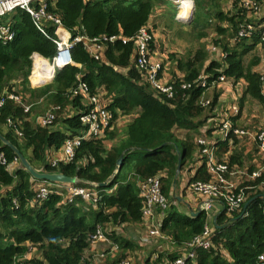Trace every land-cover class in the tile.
Segmentation results:
<instances>
[{
  "label": "trees",
  "instance_id": "obj_1",
  "mask_svg": "<svg viewBox=\"0 0 264 264\" xmlns=\"http://www.w3.org/2000/svg\"><path fill=\"white\" fill-rule=\"evenodd\" d=\"M249 1L250 8L242 0H232L231 13L223 9L227 0H193L192 27L197 30L196 36L202 38L206 36L204 30L213 28L218 35L213 43L221 50L222 61L216 57L209 60L204 46L196 49L191 57L169 55L168 59L182 72L181 76L171 72L170 95L151 89L145 81L144 69L135 65L133 42L141 27L152 29L148 21L158 6L171 5L175 9L168 0H45L46 9L60 19L72 38L78 35L95 38L102 51L95 57L81 41L73 43L70 51L73 63L56 68L50 83L35 88L28 82L31 55L36 52L50 61L54 58V26L48 22L43 24V30L37 28L29 13L20 8L0 17V23L11 24L14 34L12 40L0 41V102L3 99L0 134L38 171L62 172L75 180L64 184L34 178L0 141V154L5 159V163L0 161V264H92L89 235L97 226L103 229L110 220L119 225L142 221L141 182L164 172L162 190L168 197L171 185L176 183L178 152L181 167L193 163L194 152L201 147L195 138L208 119L199 103L204 87L193 82L198 76L205 75L206 85L219 76L244 81L239 109L232 117L233 128L247 97L264 107V78L253 70L264 61L260 32L264 24L256 25L258 20L254 16L256 8L260 10V1ZM248 23L252 24L253 32L238 36L241 26ZM235 37L238 40L231 41ZM258 44L262 54L252 55L245 65L244 55ZM150 47L153 53V42ZM80 83L85 84L88 96L105 91L112 125L118 116H128L130 121L121 131L117 132L114 125L105 130L103 138L81 139L70 161L52 165L50 152L60 150L66 138L83 134L79 115L89 106L84 95L78 92ZM11 91L20 97L19 102L7 97L6 92ZM218 97L217 94L212 97L207 108L214 110ZM40 99L48 109L34 121L29 117L33 104ZM48 112L54 114L52 122L45 125L38 122ZM174 130L185 133L179 139L180 148ZM117 136H120L118 142L109 147L104 145V138ZM228 137L233 139L231 145L237 141L231 131L226 139L216 140L214 145L219 153L227 151ZM120 155L122 159L117 165ZM229 158V168L241 163V156L235 151ZM14 162L18 165L9 169ZM208 178L205 162H201L188 182ZM263 179L264 174L238 184L245 187V200L239 210L223 207L219 211L216 224L221 227L214 225L207 248L194 243L205 229L206 213L200 211L192 216L169 204L159 226L161 236L169 242L163 243L160 251L143 253L140 259L131 258L130 264H172L187 252L192 255L183 264H264ZM69 184L94 186L98 202L80 197L69 201L66 190ZM39 185L47 190L44 196L36 189ZM105 233L116 246L105 257V264L131 257L128 251L142 250L137 242L115 230ZM28 244L36 253L31 257H26Z\"/></svg>",
  "mask_w": 264,
  "mask_h": 264
},
{
  "label": "built area",
  "instance_id": "obj_2",
  "mask_svg": "<svg viewBox=\"0 0 264 264\" xmlns=\"http://www.w3.org/2000/svg\"><path fill=\"white\" fill-rule=\"evenodd\" d=\"M168 1L176 7L177 11L175 18L180 21L188 22L191 14L190 12L193 7V0ZM242 2L245 7L250 8L252 6V3L249 0H242ZM188 6L190 8L189 10ZM15 8H20L29 13L37 28L43 30V24L48 22L51 23L55 28L54 33L56 34V54L54 58L49 61L46 59H41L38 55H35V53L31 56L33 61L32 71L30 72L28 78L35 75V84L31 82L33 85L39 86L47 83V81L52 77V71L55 68L63 67L72 63L70 51L72 44L75 42L81 41L86 50H88L95 57L100 55L102 48L98 45L97 39L87 38L83 35H78L72 38L69 33L67 34V31L62 26L60 19L46 9L45 0H0V17ZM183 9V16H180L179 12L183 11ZM253 30L252 24L248 23L241 26V29L237 34L238 36H247L251 34ZM260 32L261 44L264 45V28L261 29ZM13 36L14 34L11 29V24L8 21L0 23V41L8 42L13 39ZM153 41V34L151 30L149 31L147 27H141L133 38L135 65L139 69H144V79L153 90L170 95L171 86L168 84V82H163L160 77V72L163 70L162 62L156 60L153 56V53L151 52L150 43ZM37 59L44 61V63L46 62L50 69H47L45 64L44 67L37 68ZM223 79L227 80L224 76H219L217 81H223ZM193 82L199 84L202 87L209 86L206 85L204 74L198 76ZM213 83L214 82L211 84ZM78 92L84 95L89 108L79 115V122L83 128V134H80V136L73 135L70 138H66L62 148L60 149L62 151L61 153L63 155L64 162H68L72 159L75 148L79 145L81 139L90 137L103 138L105 130L112 129L114 125L111 123V113L106 109L107 98H102L99 93L94 96H88L84 83H80L78 85ZM6 93L7 97H10L17 102L20 101V97L18 95L12 94V91ZM2 100L3 99H1V102ZM210 100L212 99L203 98V101L200 105L204 109H209L207 107L210 105ZM27 109L28 107H25V111H27ZM238 109L239 107L236 104L231 103L225 112H222V110L215 112L212 109L215 115V117H213V121H215L217 126L215 130H218L222 136H227L230 131L236 137H242L249 134L247 131L237 130L236 128L232 127L230 114L236 115ZM53 118L54 114L48 112L46 117L41 118L40 123L43 125L49 124L52 122ZM202 136H204V138H200L201 136L196 138L197 144L201 146L198 149L197 161L199 165L201 162H205L206 172L209 175V178L207 181L195 180L188 182V190L191 193H194L193 195L196 198L197 203L200 201L198 203V210L204 211L206 216H208V212L211 207V201H217L222 208L225 207L227 210H239L245 200V187H238V185H235L228 179V176H235L238 171L234 168H229L227 162H219L217 160L214 153V145H212V135L205 133ZM249 136L257 142L258 151L262 158L261 162L255 169L248 171V173L240 172V174L245 175L244 180H255L264 174V126L258 129L256 133L249 134ZM52 159L54 160V158ZM0 161L5 163V159L1 154ZM57 162L58 160L55 159L52 162V165H55ZM164 176L165 173L160 172L157 175L147 178L145 181L139 184L140 197L142 198V220L145 223L146 231L148 233L147 235L151 237H161L159 232L160 220L168 207L167 198L162 190L161 178ZM262 183L264 184V179ZM93 187H78L73 186L72 184L66 185L67 199L70 201L73 197H80L83 200L96 203L99 200V196L98 192ZM36 189L39 191V195L41 196H44L47 193V190L43 185H39L36 187ZM157 212L158 215L156 214ZM212 224L214 227V223ZM208 225L209 222L206 221L205 229L202 235L196 237L194 240L195 244L205 248L210 246V241L208 238L213 232V228L210 229ZM108 240L109 239L107 238L105 230L100 226H97L95 232L89 235L90 246L88 251H92V249L98 243L104 241L108 242ZM115 250L116 246L112 244L110 249H108V252L105 254H110ZM103 252L105 251L103 250ZM105 254H103L102 257H104ZM191 255L192 253L187 252L181 258L175 260V262L172 264H183L184 259ZM113 264H130V259L127 258L119 262H114Z\"/></svg>",
  "mask_w": 264,
  "mask_h": 264
},
{
  "label": "rangeland",
  "instance_id": "obj_3",
  "mask_svg": "<svg viewBox=\"0 0 264 264\" xmlns=\"http://www.w3.org/2000/svg\"><path fill=\"white\" fill-rule=\"evenodd\" d=\"M259 1L261 3L260 10L256 8V13L254 15V16H256V18L258 20V23L256 25H258L259 23L264 24V0H259ZM193 7H194L193 15H192L191 21L189 23H186L187 21L184 22V21H180V20H176L177 23H175L174 19H171L172 15H173V7L171 5L158 6L154 15H153V22H155V28L154 29L156 31L155 37H154V33H153V37H154L153 44L156 47V56L154 58L156 60L164 63L163 74L160 75L161 78H166L164 72H168L169 69L173 71L176 68L174 61L168 59V56L171 54L176 56V58L191 57L192 55H194L196 49L200 48L201 46H204V48L208 49L209 55H210L209 51L210 50L212 51V56L210 55L209 60L210 59L212 60L216 57L219 61H222V58H221L222 52L213 43L214 40L216 38H218V35L216 34V32L214 31L213 28L208 27L206 30H204L206 36H204L202 38L196 36L197 30H194L192 27V25L195 22V20H194L195 4ZM160 8H162V9L160 10ZM232 8H233L232 0H227V2L223 4L224 11H230L231 12ZM219 38H221V36H219ZM222 40H223V38H222ZM236 40H238V37H237V39H236V37L231 39V41H236ZM159 42H160V45H159ZM246 43H248V42H246ZM231 44H233V43H231ZM260 45L258 44L255 48H253L252 50H250L249 52H247L244 55V64L245 65H246L248 59L252 55L260 56L262 54V52H261L262 49L260 48L261 47ZM253 70L261 73L263 75V78H264V61H261L258 65L254 66ZM179 74L180 73H178L176 75L178 76ZM217 80L218 79H216V82H214L213 84H210L209 86L204 87L202 98H201L199 103L201 104V102L203 101V98L204 99L212 98L217 94V95H219V98L217 100V103H215V107H214L215 112L221 110V108H219V110H218V105L221 104L223 99L230 102L231 104H236L238 106V101H239V98H241L243 95L244 88L242 86L238 85L237 81H234L232 79H227V80L223 79V81H217ZM28 82H29V80H28ZM33 82H35V81H33ZM47 82H49V81H47ZM242 82H243L242 80H239V84H242ZM222 83H223V85H222ZM29 84H30V86L35 88V85H33L30 82H29ZM240 87H242L243 89ZM263 87H264V81H263ZM240 91H242V92L240 93ZM210 104H211V102H210ZM32 108H33L32 115L29 118L30 119L33 118L34 121H35V118L37 119L38 117L45 114L47 109H48V107L45 104V101L41 100V99L39 101H37L35 104H33ZM255 109H256V111H255ZM204 113L208 115V117H207L208 119H206L204 125H202L201 128H199L200 135L197 136L196 138H198L200 136H201L200 138H204V136H202V135L207 133V130H209V127H213L214 131L217 128L215 121H213V117H215L213 110L212 109H204ZM260 113H261V115L264 116V107L260 106L255 100L247 97L246 100L244 101V109L241 112V114L238 118V121L235 123L234 128H236L237 130L247 131V132H249V134L256 133L258 131V129H260L264 125V117H261L258 121H256L252 117H256V115L257 114L260 115ZM231 115L232 114H230V116ZM226 118H227V116H226ZM129 121H130V119L127 116H118L116 121H115V125L118 127L117 132H118V129L121 131V129H123L124 126L126 125V123H128ZM38 122H41V118L38 119ZM115 125H114V127L116 128ZM174 133H175L176 137L178 138L177 142H178V145L180 148L179 139H182L184 137L185 133L182 130H174ZM249 134L244 135L242 137H237L238 138L237 141H234V143H235L234 145H236L235 146V154H240L241 163L240 164L235 163V164L230 166V168H234L235 170H237L238 173H236L235 176H228V179L232 183H234L235 185L240 184L244 180L245 175H241L240 172L248 173V171L255 169L257 167V165L259 164V162H261L262 157L258 151V144L253 138H251L249 136ZM208 135H211V134H208ZM218 135H219V137L217 140H221V138H220L221 134L218 133ZM120 136H117V139L113 140L111 142V144L117 142V140H118V138H120ZM232 136H235V135L232 134ZM103 142H104V140H103ZM108 142H110V141H108ZM107 146L109 147L110 144H108ZM61 152H62L61 150H55V154L57 153L56 154L57 157H59V155H60V158H56V159L58 161L64 162L63 161V155ZM51 160L53 162L55 159L53 160V159H50V157H49L50 163L53 164L51 162ZM195 161H196L195 164L196 163L198 164L197 159ZM255 161H256V163H255ZM17 165H18V163L14 162V163L10 164L8 168L13 169ZM188 166H189V164H185L184 166H182L178 172V175L175 176L176 177V183L172 186L173 188H172L171 194L168 197L166 196L167 201H168V206H169V204L170 205L172 204L176 207L178 205L180 206V204H182V203H178V201H177L178 198H181L182 202L186 199H190L191 197L195 198L193 195L194 193H191L188 190V184L187 183L191 177V175L189 174ZM193 198H191L192 201L194 200ZM215 206H217V208H220V206L218 204H216ZM185 208L187 209L186 206H185ZM156 214L158 215V212ZM133 226L134 225H132V224L126 223L125 225L118 226L115 229H118L120 234L125 236L126 238L131 239L134 242H139V240L136 241L138 237L136 235H134L135 233L138 232V230L134 229ZM103 229L106 232H111V230H112V229H110L109 224L105 225ZM146 241L150 242L151 240L148 239ZM165 242H167V241H165ZM141 247H142L141 248L142 250H140V251L142 252V254L143 253L148 254V252L146 251L144 246H141ZM104 251L108 252L107 250H104ZM128 258L131 260V258H135V257H128Z\"/></svg>",
  "mask_w": 264,
  "mask_h": 264
},
{
  "label": "crops",
  "instance_id": "obj_4",
  "mask_svg": "<svg viewBox=\"0 0 264 264\" xmlns=\"http://www.w3.org/2000/svg\"><path fill=\"white\" fill-rule=\"evenodd\" d=\"M157 9V8H156ZM156 9H155V11H156ZM162 8H160V10H161ZM231 11H233V10H231ZM155 13V12H154ZM154 13L152 14V16L150 17V19H149V21H148V23L150 24V26H152V29H151V32H152V34L154 33V37H155V33H156V31H155V22H153V15H154ZM173 13H175V9L173 10ZM171 19H174V22L175 23H177L176 22V19L175 18H173V17H171ZM154 42V41H153ZM159 45H160V42H159ZM210 45V44H209ZM155 46V45H154ZM210 52V55L212 56V51L210 50L209 51ZM153 56L155 57L156 56V47H155V50L153 51ZM211 60V59H210ZM171 72H174V74H178V73H180L178 76H181L182 75V72H180V71H178L176 68H175V70H170L169 69V71L168 72H164V74H165V77L166 78H161V80L163 81V82H168L170 79H171ZM161 74H163V70H161V72H160V75ZM177 76V75H176ZM240 80H242V79H240ZM243 81V80H242ZM32 82H33V80H32ZM237 84L238 85H240V86H242L243 87V85L245 84L244 83V81L242 82V84H239V80L237 81ZM222 85H223V83H222ZM242 87H240V88H242ZM244 88V87H243ZM242 88V89H243ZM242 91H240V93H241ZM99 93V95L102 97V98H104V99H106V96H105V91L104 90H101V91H99L98 92ZM263 93H264V87H263ZM219 98V97H218ZM223 99V98H222ZM258 103V102H257ZM259 104V103H258ZM238 105H239V101H238ZM260 105V104H259ZM230 106V102H228V101H226V100H222V102H221V104L220 105H218V110H219V108H221V110H222V112H225L226 110H227V108ZM261 106V105H260ZM243 109H244V104H243V106H242V108L240 109V114H241V112L243 111ZM255 111H256V109H255ZM233 116H235V115H231L230 116V121H231V123H233V119H232V117ZM240 116V115H239ZM128 117V116H127ZM261 117H264L263 115H261V113H260V115H256V117H252V118H254L256 121H258ZM129 119H130V117H128ZM238 118L239 117H237L236 119H235V122H234V124L238 121ZM114 125H115V123H114ZM233 125V124H232ZM116 126V125H115ZM256 127V126H255ZM116 128H118L117 126H116ZM209 133L208 134H211L212 136H213V144L212 145H214L215 144V141L218 139V137H219V135H218V133H220L218 130H215L214 131V128L213 127H209ZM207 134V133H206ZM221 134V133H220ZM220 138H221V140L222 139H226L227 138V136H220ZM117 139V137H113V138H104V145L106 146V147H108L107 145L108 144H110V146L112 145V144H115V143H112L111 144V142L113 141V140H116ZM238 139V138H237ZM196 140V139H195ZM232 138L231 137H228V142H229V145L227 146V151H225V152H222V153H219V151H218V147H215V145H214V153H215V156H216V158H217V160L219 161V162H227L228 163V161H230V155H231V153L233 152V151H235V146L236 145H231L232 144ZM108 141H110V142H108ZM117 142H118V140H117ZM58 153V152H57ZM56 153V154H57ZM55 154V152H50V154H49V157H50V159H52V158H54V159H56V158H60V155H59V157H57V155ZM194 155L196 156V158L194 159V161H193V163H189V166H188V168H189V174H193L194 173V170H195V168L196 167H198L199 166V164H195V160L198 158V149H196V151L194 152ZM258 156V155H257ZM256 156V157H257ZM255 157V158H256ZM203 159V158H202ZM243 162V161H242ZM255 163H256V161H255ZM260 163V162H259ZM188 164V163H187ZM259 165V164H258ZM257 165V166H258ZM252 168V167H251ZM176 175H178V174H176ZM174 185V183L171 185V187L170 188H173L172 186ZM190 197V196H189ZM191 198H193V197H191ZM186 199V200H184L183 202H182V200H181V198H178L177 199V201H178V203H182V204H180V206L178 205L177 206V208L179 209V211H181V212H184L185 214H188V215H190L191 213V211H197L198 210V203L196 202V198H193L194 200L192 201V199ZM216 204H218L219 206H220V208H217V206H215ZM185 206L187 207V209L185 208ZM222 209V207H221V205L217 202V201H211V207H210V210H209V212H208V216H207V222H209V227H210V229H212L213 228V222H212V219H213V216L216 214V213H218L220 210ZM112 210V209H111ZM109 224V227H110V229H112V230H115L116 232H119L118 231V229H115L116 227H118V226H123V225H125V224H121V225H119L118 224V222L116 221V222H113V220H110V222L109 223H107V225ZM127 224H132V225H134L133 227H134V229H136V230H138V232L137 233H135L134 235H136L138 238H137V240L136 241H138L139 240V242H137L139 245H141V246H144V248L146 249V251L149 253V252H151V251H154V250H157V251H160L161 249H162V244L163 243H165V241H167V242H169V240H168V238L167 237H151V236H149V235H147L148 233H147V231H146V226H145V223L143 222V220L140 222V223H129V222H127ZM144 226V227H143ZM102 228V227H101ZM144 229V230H143ZM133 232V231H132ZM120 233V232H119ZM108 238V237H107ZM124 238H126L125 236H124ZM109 239V238H108ZM128 239V238H127ZM151 240L150 242L149 241H146V240ZM162 239V240H161ZM129 240H131V239H129ZM112 242H111V240L109 239L108 240V242L107 241H104V242H100V243H98L93 249H92V251H88L89 253H90V258H91V262H92V264H105L104 262H105V257L107 256V255H109V254H105L106 252H103V250H107L108 251V249H110V247H111V244ZM171 248H172V250L174 249V247L171 245ZM129 253H130V255L129 256H131V257H138L137 259H140V257H141V254H142V252L140 251V250H136V251H134V252H136V253H134V252H131V251H128ZM36 253H35V250H34V248L30 245V244H28V249H27V254H26V257H31L32 255H35ZM103 254H105V256L104 257H102L103 256ZM138 255V256H137ZM87 256H88V253H87ZM135 264V263H134Z\"/></svg>",
  "mask_w": 264,
  "mask_h": 264
},
{
  "label": "water",
  "instance_id": "obj_5",
  "mask_svg": "<svg viewBox=\"0 0 264 264\" xmlns=\"http://www.w3.org/2000/svg\"><path fill=\"white\" fill-rule=\"evenodd\" d=\"M193 10L194 7L192 8L189 20L192 18L193 15ZM0 141L3 143V145L7 146L8 148L11 149V151L13 152V154L16 157V160L20 163V165L26 169L34 178L36 179H40V180H44V181H51V182H58V183H73L75 180L72 177H69L65 174H63L62 172H41L40 170L38 171L37 169H35L33 166H31V164L27 161V159L23 156V154H21V152L11 143L9 142L6 138H4L1 134H0ZM122 159V155H120L117 159L116 164L119 165ZM181 164H180V156H179V152H178V158H177V166L175 168V175L178 174L179 170H180ZM103 184V183H101ZM246 204L243 205V207H245ZM201 210H197V211H191V215H197ZM219 212L216 213L213 216V223L216 227H221V225H217L216 224V218L218 216Z\"/></svg>",
  "mask_w": 264,
  "mask_h": 264
},
{
  "label": "clouds",
  "instance_id": "obj_6",
  "mask_svg": "<svg viewBox=\"0 0 264 264\" xmlns=\"http://www.w3.org/2000/svg\"><path fill=\"white\" fill-rule=\"evenodd\" d=\"M172 4V3H171ZM173 5V4H172ZM174 6V5H173ZM193 6H194V3H193ZM174 8H175V14H176V7L174 6ZM193 8V7H192ZM175 14H174V18H175ZM176 19V18H175ZM177 20V19H176ZM191 21V19L188 21V22H186V23H189ZM55 29V28H54ZM66 30V29H65ZM67 31V30H66ZM55 34V33H54ZM67 34H68V31H67ZM56 35V34H55ZM71 36V35H70ZM34 54V53H33ZM32 54V55H33ZM31 55V56H32ZM35 55H38L41 59H46V58H44V57H42L41 55H39L38 53H36L35 52ZM46 60H48V59H46ZM50 61V60H49ZM32 63H33V61H32V57H31V71H32ZM72 63H73V61H72ZM71 63V64H72ZM59 68H61V67H59ZM56 69V68H55ZM55 69L52 71V77L48 80L49 82H47V83H50L51 82V80H52V78H53V76H54V72H55ZM30 71V72H31ZM30 75V74H29ZM31 77H35V75H33V76H31ZM31 77L30 78H28L29 79V82L31 83L32 82V79H31ZM33 84H35L34 82H33ZM44 84H46V83H44ZM44 84H42V85H44ZM42 85H39V86H36L35 85V87H40V86H42ZM65 184V183H64Z\"/></svg>",
  "mask_w": 264,
  "mask_h": 264
},
{
  "label": "bare ground",
  "instance_id": "obj_7",
  "mask_svg": "<svg viewBox=\"0 0 264 264\" xmlns=\"http://www.w3.org/2000/svg\"><path fill=\"white\" fill-rule=\"evenodd\" d=\"M190 8H189V6H188V10H189ZM183 12H184V9H183V11H180L179 12V15L180 16H183ZM65 35H67V34H65ZM36 64H37V68H42V67H44L45 65H46V68L47 69H50V67H49V65L45 62L44 63V61H41L40 59H37L36 60ZM45 64V65H44ZM42 74V73H41ZM32 80L33 81H36V77H32ZM35 83V82H34Z\"/></svg>",
  "mask_w": 264,
  "mask_h": 264
}]
</instances>
